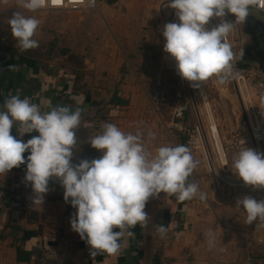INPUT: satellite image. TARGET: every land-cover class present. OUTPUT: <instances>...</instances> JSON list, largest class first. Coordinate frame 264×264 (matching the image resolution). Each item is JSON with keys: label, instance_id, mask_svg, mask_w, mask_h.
Instances as JSON below:
<instances>
[{"label": "clouds", "instance_id": "obj_1", "mask_svg": "<svg viewBox=\"0 0 264 264\" xmlns=\"http://www.w3.org/2000/svg\"><path fill=\"white\" fill-rule=\"evenodd\" d=\"M255 3L256 0H170L167 6L175 10L178 22L164 25L163 51L175 62V72L182 80L192 88L202 87L210 78H216L219 84L227 82L234 53L223 37L236 22L246 20ZM17 4L37 12L45 6V0H17ZM229 13L235 15V23L224 19ZM213 17L220 23L209 29L206 26ZM7 23L21 52L39 46L33 38L39 19L15 11ZM0 108V175L26 164L24 181L31 185L34 207L43 206L49 182L59 181L64 202L76 209L70 217L71 230L89 246L92 257L117 255L123 239L134 237L132 229L149 225L151 218L145 208L150 198L164 193L174 195L180 202L197 196L202 201L207 199V193L197 183L188 182L197 162L186 145L160 146L153 154L145 147L142 134L125 133L116 124L105 123L103 130L87 141L102 155L73 163L81 108L58 104L44 111L29 97L21 98L19 91L7 96ZM14 124H18L21 137L33 132L38 135L25 142L11 134ZM231 170L245 186L264 189V153L243 145L232 156ZM235 207L246 213L247 224L264 221V199L258 201L245 195L236 199ZM153 225L161 238L167 235V226ZM205 237L209 249L213 248L215 233L209 230Z\"/></svg>", "mask_w": 264, "mask_h": 264}, {"label": "crops", "instance_id": "obj_2", "mask_svg": "<svg viewBox=\"0 0 264 264\" xmlns=\"http://www.w3.org/2000/svg\"><path fill=\"white\" fill-rule=\"evenodd\" d=\"M12 1L4 3L0 0V13L13 14L14 10L10 7ZM146 1L156 3V12L163 26V21L169 17V9L162 10L159 0ZM18 10L25 11L23 8ZM96 12L102 13L100 3ZM63 28L58 32L67 38L68 46L66 25ZM5 29L8 30L3 27ZM244 36L247 44L249 37ZM240 64L244 65L241 55ZM246 67L259 72L256 66ZM81 71L68 65V55L48 60L6 52L0 46V105L7 96L19 91L21 98L29 97L44 111L58 104L69 105L73 109L79 107L82 119L76 130L75 148L87 145L93 136L87 132L94 124L89 117L98 112L99 101L79 89ZM230 115L229 111L225 119L229 120ZM11 134L21 137L18 124L13 125ZM34 135L38 133L23 136ZM93 150L97 155L93 153L88 160L94 159L95 155L98 158L100 152ZM78 156L77 153L74 155L73 163H79L82 159ZM21 168L22 165L11 169L6 175H0V264H161L163 260L170 264H264V221L247 224L246 213L235 207L236 199L245 194L219 206L208 196L209 211L200 215L195 198L180 202L174 195L160 193L159 197L150 198L146 204L145 211L151 218L149 225L146 228L137 225L132 229L135 235L123 239L120 253L92 257L89 246L78 233L71 230L70 217L76 209L64 202V189L59 181L49 182V192L45 194L43 206L34 207L31 198L33 191L22 180ZM210 183L215 192L211 180ZM223 194L226 195L225 192ZM153 224L167 226V235L161 238ZM149 229L153 236H150ZM209 230L216 236L215 246L211 249L205 237ZM151 240L152 251L148 261V244Z\"/></svg>", "mask_w": 264, "mask_h": 264}, {"label": "rangeland", "instance_id": "obj_3", "mask_svg": "<svg viewBox=\"0 0 264 264\" xmlns=\"http://www.w3.org/2000/svg\"><path fill=\"white\" fill-rule=\"evenodd\" d=\"M147 2L99 0L102 13H46L25 10L27 16L36 17L40 24L33 37L39 46L24 52L16 47V40L12 37L7 23L12 13L3 12L0 13V31H3L0 33V46L6 52H18L48 60H57L68 55V65L83 70L78 78L79 89L99 101L98 112L95 111L89 117L94 123L87 132L89 135L99 134L105 123H114L125 133L142 134L145 147L153 154L160 146L182 144L188 147L185 132L179 133L174 128L178 121L173 116L175 104L178 100L185 102V99L180 96L170 56L163 51L165 38L162 35L161 18L156 12V3ZM11 4L14 12L22 8L17 0H13ZM65 25L68 46L67 38L58 32ZM3 27L8 30H3ZM239 66L245 68L247 65L239 63ZM206 82L218 117L225 120V116L227 118L232 109V85H229L227 92L224 84H219L216 78H210ZM157 85L165 88V100L155 99ZM182 123L184 131L191 129V114H186ZM149 133L154 135L149 136ZM74 151L82 159H89L90 155L96 154L90 144L78 146ZM191 154L197 167L188 182H195L200 190L209 192L204 201L198 196L195 198L200 215L209 211L211 200L217 206L231 203L225 202L222 196L213 192L210 180L203 171L201 159L192 150ZM101 155L100 152L98 158Z\"/></svg>", "mask_w": 264, "mask_h": 264}, {"label": "built area", "instance_id": "obj_4", "mask_svg": "<svg viewBox=\"0 0 264 264\" xmlns=\"http://www.w3.org/2000/svg\"><path fill=\"white\" fill-rule=\"evenodd\" d=\"M159 7L163 10L169 9V17L163 21V27L169 22H178L175 10L168 7L170 0H159ZM264 15V0H256L250 7ZM41 12H76V11H99V0H45V6ZM29 12V11H28ZM225 20L235 23L234 14H228ZM220 19L213 17L207 27L209 29L217 26ZM223 42L230 45L234 51L232 62V74L224 84L225 91L229 92L232 85V109L229 120L223 121L218 117L213 102L210 100L207 82L200 88H192L189 82L182 80L175 72L176 80L180 90V96L185 102L178 100L173 109L174 128L179 133L186 134L188 147L201 159L203 171L215 188V192L225 202L236 199L245 194L256 200L264 199V189H253L245 186L231 170L233 154L243 145L252 148L259 153H264V78L261 74L249 67H240V55L246 44V37L242 31L241 22H236L232 31L223 37ZM171 59V58H170ZM175 70V62L171 59ZM165 88L157 85L154 97L157 101L165 100ZM191 114L193 125L191 129L185 130L182 121L186 114ZM228 122V123H227ZM25 142L29 136L17 137ZM29 153H24L27 157ZM26 164L22 165L21 178L24 181ZM24 183H26L24 181ZM32 191L31 185L26 183ZM226 196H223V193ZM243 213L244 211L240 209ZM245 213V212H244ZM261 242V240H259ZM161 264H170L162 261Z\"/></svg>", "mask_w": 264, "mask_h": 264}, {"label": "water", "instance_id": "obj_5", "mask_svg": "<svg viewBox=\"0 0 264 264\" xmlns=\"http://www.w3.org/2000/svg\"><path fill=\"white\" fill-rule=\"evenodd\" d=\"M241 24L243 33L249 37V41L244 45L241 53L242 63L248 66H256L264 78V16L257 10L250 8L249 16L246 20L241 21ZM149 234L152 235L150 229ZM152 242L153 240L148 244V261L152 251Z\"/></svg>", "mask_w": 264, "mask_h": 264}, {"label": "flooded vegetation", "instance_id": "obj_6", "mask_svg": "<svg viewBox=\"0 0 264 264\" xmlns=\"http://www.w3.org/2000/svg\"><path fill=\"white\" fill-rule=\"evenodd\" d=\"M2 32V31H1Z\"/></svg>", "mask_w": 264, "mask_h": 264}]
</instances>
